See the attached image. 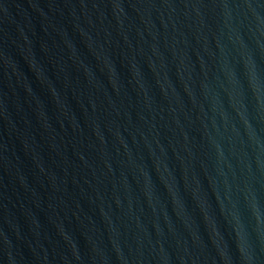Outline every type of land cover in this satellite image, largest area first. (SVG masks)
<instances>
[{
    "label": "water",
    "instance_id": "obj_1",
    "mask_svg": "<svg viewBox=\"0 0 264 264\" xmlns=\"http://www.w3.org/2000/svg\"><path fill=\"white\" fill-rule=\"evenodd\" d=\"M0 264H264V0H0Z\"/></svg>",
    "mask_w": 264,
    "mask_h": 264
}]
</instances>
